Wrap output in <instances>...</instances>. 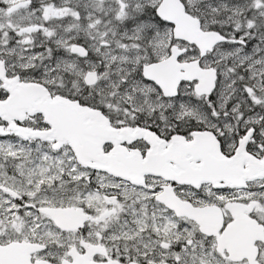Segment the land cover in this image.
Segmentation results:
<instances>
[{"label": "snow or ice", "instance_id": "1", "mask_svg": "<svg viewBox=\"0 0 264 264\" xmlns=\"http://www.w3.org/2000/svg\"><path fill=\"white\" fill-rule=\"evenodd\" d=\"M0 264H264V0H0Z\"/></svg>", "mask_w": 264, "mask_h": 264}]
</instances>
